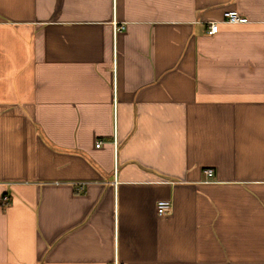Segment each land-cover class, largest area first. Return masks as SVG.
Returning a JSON list of instances; mask_svg holds the SVG:
<instances>
[{
  "label": "crops",
  "instance_id": "obj_1",
  "mask_svg": "<svg viewBox=\"0 0 264 264\" xmlns=\"http://www.w3.org/2000/svg\"><path fill=\"white\" fill-rule=\"evenodd\" d=\"M115 260L264 264V0H0V264Z\"/></svg>",
  "mask_w": 264,
  "mask_h": 264
},
{
  "label": "built area",
  "instance_id": "obj_2",
  "mask_svg": "<svg viewBox=\"0 0 264 264\" xmlns=\"http://www.w3.org/2000/svg\"><path fill=\"white\" fill-rule=\"evenodd\" d=\"M224 17L226 20L230 22H248V18L245 16H242L237 10H228L224 13ZM125 28V25L121 24L120 26L117 27L118 30H122ZM219 30V24L217 22H212L207 28V33L208 34H215ZM99 141L97 143V146L100 145ZM206 176L211 179V177L214 176V168H206L204 170ZM83 188V186H80V189ZM9 199V196H2L1 201L3 203H6ZM172 209V201L169 199H161L157 202V212L160 215H166L168 214ZM113 264H126L124 262H120L118 260H115Z\"/></svg>",
  "mask_w": 264,
  "mask_h": 264
}]
</instances>
